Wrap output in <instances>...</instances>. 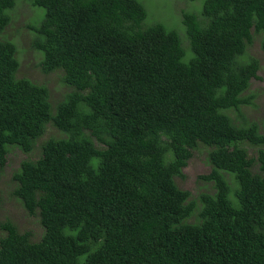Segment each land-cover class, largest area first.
I'll list each match as a JSON object with an SVG mask.
<instances>
[{
    "label": "trees",
    "instance_id": "16d2710c",
    "mask_svg": "<svg viewBox=\"0 0 264 264\" xmlns=\"http://www.w3.org/2000/svg\"><path fill=\"white\" fill-rule=\"evenodd\" d=\"M17 2L0 0V35ZM28 2L34 68L71 88L55 99L18 78L0 39V172L10 151L38 148L9 196L42 226L35 242L5 218L0 264H264V118L235 121L260 70L248 50L257 37L264 53V0H202L176 28L147 25L140 0ZM198 151L211 171L193 196Z\"/></svg>",
    "mask_w": 264,
    "mask_h": 264
},
{
    "label": "rangeland",
    "instance_id": "374dc122",
    "mask_svg": "<svg viewBox=\"0 0 264 264\" xmlns=\"http://www.w3.org/2000/svg\"><path fill=\"white\" fill-rule=\"evenodd\" d=\"M17 4L11 12L12 22L5 30L0 39L5 38L15 43L17 48L16 58L20 61V70L16 74L18 78L29 77L32 81L48 87L51 96L58 99L61 94L70 91V86L66 85L61 79L62 72L57 70L50 74H45L41 69H35L40 59V55L31 47V39L33 34L29 29L30 26L36 25L32 22H39L40 16L37 13L38 8L29 6L28 0H17ZM148 10V17L145 23L152 26L156 23H162L168 28L181 26L182 13L185 12H201L203 2L197 0L189 2L187 0H140ZM42 11V9H39ZM176 28V27H175ZM260 39L255 38L252 47L248 50L251 58L258 60L260 70L257 78L251 79V86L245 93V96L251 101L249 106L241 107L245 119L237 121L244 123V126L253 122H259L264 118V53L260 48ZM70 87L68 89V87ZM234 113L232 116H235ZM248 148L247 145H243ZM13 150V149H12ZM202 151V150H201ZM198 151L190 160L184 173L186 181L183 188L189 190L193 196L196 195V186L198 184V176L206 175L211 171L208 166L204 153ZM250 156H255L253 150H249ZM39 157L38 148L29 154H23L19 150L10 151L7 155V164L0 172V192L3 198L0 206V223L6 222L5 218H10V222L16 225L18 230L26 231L33 235V240L38 242L41 239V222L39 214L29 215L25 208L22 207L14 198L10 197V191L14 190L11 185L12 175L19 169L22 160H33ZM1 231V230H0Z\"/></svg>",
    "mask_w": 264,
    "mask_h": 264
}]
</instances>
